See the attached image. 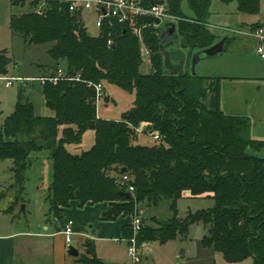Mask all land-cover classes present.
I'll return each instance as SVG.
<instances>
[{
	"label": "trees",
	"instance_id": "obj_1",
	"mask_svg": "<svg viewBox=\"0 0 264 264\" xmlns=\"http://www.w3.org/2000/svg\"><path fill=\"white\" fill-rule=\"evenodd\" d=\"M237 1L239 12L258 15L263 0ZM152 2L166 5L177 39L163 41L162 29L151 19L139 21L138 27L151 24L143 30L151 65L145 72L141 42L130 27L114 21L99 37H92L80 17L54 0H48L41 15L37 5L31 4L29 12L11 17V30L28 45H49L47 54L54 64L45 74L63 68L67 77L80 76L81 81L40 85L52 116L37 114L20 90L15 111L0 125V161L13 163L14 186L23 191L32 155L51 151L48 201L50 214L58 221L74 202L80 208L107 204L101 220L131 219L122 226L121 240L133 237L132 221L138 217L143 219L138 238L149 243L185 237L193 225L202 224L204 247L233 264L248 258L264 264V156L258 154L264 150V141L251 137L249 117L222 110L221 78L192 75L188 68L195 52L217 43L208 22L213 0H143L146 7ZM184 4L191 17L184 14ZM163 48L171 53L173 63H185L183 73L164 69ZM8 66V59L1 55L0 77L8 76ZM90 83L135 94L133 106L121 121L98 117ZM105 99L111 98L105 95ZM142 126L146 129L141 135H157L160 140L140 144L137 129ZM60 129L63 134L58 141ZM88 130L95 132L93 148L82 154L69 152L66 145L79 143ZM124 175L131 177L134 192L121 185ZM187 194L213 205L181 219L177 205ZM163 201L170 202L173 217L168 221L153 218L156 226L147 225L142 206L157 207ZM17 202L18 198L14 205ZM84 247L87 254L78 258L81 263L106 264L97 257L93 241H86Z\"/></svg>",
	"mask_w": 264,
	"mask_h": 264
},
{
	"label": "rangeland",
	"instance_id": "obj_2",
	"mask_svg": "<svg viewBox=\"0 0 264 264\" xmlns=\"http://www.w3.org/2000/svg\"><path fill=\"white\" fill-rule=\"evenodd\" d=\"M30 5L24 3L17 6L13 5L10 0H0V59L1 55H4L9 61L7 77L38 78L47 71V67L54 64L47 54L49 45H28L10 28L11 17L29 12ZM183 11L187 17L192 16L187 4L183 5ZM96 19L93 12L85 13L82 16L83 24L92 37L101 35V31L96 26ZM208 22L210 31L218 37L217 43L225 39H229V41L222 53L213 57H205L198 62L196 75L221 78L222 110L230 115L249 117L252 121L251 137L264 138V60L257 54L255 41L247 35L237 33V31H245L253 25L264 26V0L258 15L239 12L237 0L229 2L213 0ZM163 27L164 24L160 29ZM150 67V64L145 63L142 70L145 72ZM188 68L191 71V65ZM20 90H23L25 98L34 104L37 114L52 116L42 95L40 82H28L27 87H24L20 82H14L9 88L5 86V83L0 82V125L15 111ZM105 93L111 99L101 101L97 108L98 117L102 120L121 121L124 113L133 106L135 94L110 85H106ZM145 129V126L140 128L139 143L153 144L155 142L153 138L141 135ZM62 134L63 131L60 129L58 141L61 140ZM94 144L95 132L88 130L83 134L79 143L67 144L66 148L73 154H82L91 150ZM12 168L11 161H0V209H9L18 198L17 204L10 211L16 223H19L22 228L43 231L46 225H51L55 220L50 214L48 201L53 180L51 151L45 149L32 155L23 191L14 186L15 179ZM97 205H90L89 208H94ZM212 205L213 202L210 200L192 199L186 195L179 200L177 209L179 217L184 219L190 213L207 209ZM142 211L146 224L152 226H156L152 221L153 218H157L159 221H168L173 217L169 201H163L157 207L151 208L143 205ZM101 215L99 223L107 222L100 219ZM68 219V216L65 217V220ZM123 220L131 222L130 218ZM90 224L94 223L90 222ZM110 225L112 228H118L117 223L112 222ZM86 229L91 231L88 225H86ZM95 235L98 237L93 239L98 258L103 259L106 264H131L127 248L124 249L120 246L114 239V235H111L113 239L107 235L100 236L98 231ZM205 235L204 226L195 224L185 237H179L166 243L150 242V253L146 257L148 260L144 258L140 264H233L228 262L221 253L203 246L202 240ZM84 254H87L86 248ZM238 264H254V260L248 258Z\"/></svg>",
	"mask_w": 264,
	"mask_h": 264
},
{
	"label": "built area",
	"instance_id": "obj_3",
	"mask_svg": "<svg viewBox=\"0 0 264 264\" xmlns=\"http://www.w3.org/2000/svg\"><path fill=\"white\" fill-rule=\"evenodd\" d=\"M11 1V0H10ZM27 4H36V12L43 14L48 0H18ZM65 6L68 13L77 15L81 18L85 13L93 12L96 19V26L101 31L107 24H112L114 21L122 26L130 27L131 31L139 38L141 42V58L143 63L150 64V52L145 46L143 41V30L151 24L138 27L139 21L151 19L155 27H161L166 22L173 21L172 16L168 13V9L165 4L154 3L146 7L143 4V0H54ZM155 20H160L161 25H157ZM244 34L252 38L256 43L257 54L264 60V26H250L245 31H237V33ZM238 33V34H239ZM111 43V42H110ZM61 80H67L70 82L81 81L80 76L67 77L63 68H60L57 73L45 74L38 78L27 77H0V82L5 83L7 88L11 87L14 82H20L24 87H27L28 82L38 81L40 85L51 83L58 85ZM95 91V106L96 109L100 105L101 101L105 100V87L103 83L89 84ZM137 133H141L140 129H137ZM154 141H159V136L153 137ZM131 177L124 175L120 179V183L123 187H127L129 192H134V187L131 186ZM133 225V237L130 239H122L126 243L127 254L131 264H140L144 258L150 253L149 242L141 241L138 236L141 233L143 226V219L141 217L135 218L132 221ZM63 234L65 235L66 244L68 248L73 245L74 242V222L72 220L67 221L63 225Z\"/></svg>",
	"mask_w": 264,
	"mask_h": 264
},
{
	"label": "crops",
	"instance_id": "obj_4",
	"mask_svg": "<svg viewBox=\"0 0 264 264\" xmlns=\"http://www.w3.org/2000/svg\"><path fill=\"white\" fill-rule=\"evenodd\" d=\"M253 137L255 140L264 141L262 137ZM258 154L264 155V150ZM90 205L79 209L77 203H72L64 212L62 221L55 219L51 225H46L43 231L20 227L8 209H0V264H84L78 258L84 255L86 241L95 243L93 239L98 238L95 235L97 231L100 236L107 235L112 238L111 235H114V239L126 249V243L121 241L122 226L130 221L123 219L114 221L118 224L117 229L112 228L110 225L112 222L99 223V216L107 210V204H98L94 208H89ZM75 206L79 210L72 209L76 208ZM67 216L69 219L65 220ZM69 220L74 222L75 235L72 246L80 251L77 258L68 254V246L63 234V225ZM90 222L94 224L91 225ZM86 225L89 226L90 232L86 229Z\"/></svg>",
	"mask_w": 264,
	"mask_h": 264
},
{
	"label": "water",
	"instance_id": "obj_5",
	"mask_svg": "<svg viewBox=\"0 0 264 264\" xmlns=\"http://www.w3.org/2000/svg\"><path fill=\"white\" fill-rule=\"evenodd\" d=\"M155 23L157 25H161L160 20H155ZM167 37H172L174 40L177 39L176 24L174 22H166V24L164 25L162 29L161 40L165 41ZM226 42H227V39L220 41L219 43H216L214 46H212L209 49H205V50L194 53L192 56V60H191V74L196 75V66L200 60H202L205 57H213V56H217L220 53H222L225 48ZM163 57H164L163 64H164L165 70H167L168 72L172 74H179V73L184 72L185 63L184 62L180 64L173 63L171 53L165 50L164 48H163ZM149 72L152 73L153 71L150 70ZM124 172L125 170H123V173ZM124 196H126L127 198H131L132 194L124 193ZM68 254L72 257L77 258L80 255V251L76 249L74 246H70L68 248Z\"/></svg>",
	"mask_w": 264,
	"mask_h": 264
}]
</instances>
